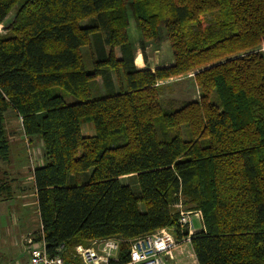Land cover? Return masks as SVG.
Masks as SVG:
<instances>
[{
  "label": "trees",
  "instance_id": "trees-1",
  "mask_svg": "<svg viewBox=\"0 0 264 264\" xmlns=\"http://www.w3.org/2000/svg\"><path fill=\"white\" fill-rule=\"evenodd\" d=\"M0 25V160L12 110L42 146L33 178L50 255L165 228L181 241V201L203 214L198 264H264V0H0ZM162 26L174 63L139 68ZM189 74L200 99L163 106L164 83Z\"/></svg>",
  "mask_w": 264,
  "mask_h": 264
},
{
  "label": "rangeland",
  "instance_id": "rangeland-1",
  "mask_svg": "<svg viewBox=\"0 0 264 264\" xmlns=\"http://www.w3.org/2000/svg\"><path fill=\"white\" fill-rule=\"evenodd\" d=\"M14 15L15 12L13 11L6 19L4 26H9L11 24V22L14 20ZM88 24L89 22L85 21L81 25L84 27ZM134 28L135 23L131 17L130 29L133 36L132 41L135 43L137 48L140 49L141 40L140 37L133 32V30H135ZM144 46V51L139 50L136 54V65L139 68H151L154 70L159 67L171 66L174 63L173 53L169 47L164 26L160 28L159 37L154 41L145 42ZM84 51L85 53L87 52L86 56H88V50L85 48ZM117 53L120 57L121 54L119 49H117ZM140 54L144 55L143 61L138 56ZM164 84L165 86L162 92L161 99L163 106H165L166 108H181L185 102L198 101L200 99V90L195 84L193 74L167 80ZM97 85L100 93H104L102 79H98ZM66 98L69 100V102H72V99L68 97ZM4 118L5 130L10 141L11 151L9 158L10 164H8L7 167L5 165L0 166V180L1 178H5L7 181L10 180V178L6 177L7 173H4V170H1L6 168L9 173H11V176H13V178L17 177V179L20 180L21 184H23L22 188L26 189L28 193H31L33 195L35 192V188L32 184L30 176L31 173H33V170L41 164L40 162L42 159V153L39 149L40 144L38 142H35L34 139L27 141L26 136L23 133L22 123L18 116L12 110L5 113ZM91 129L92 126L88 125V130L86 131L90 132ZM122 182L131 185L134 191L139 194V189L137 188L136 184H133L132 180H129V178H124L122 179ZM16 210L19 209H14L13 206H11V212H14ZM175 210L177 211V209ZM10 218L8 217L7 211L2 212V209H0V264H28V254L26 252H23V237L19 239V237L17 236L19 230L13 228L11 225L6 226L7 221L10 220ZM31 220L32 222H30L27 226L28 230L36 228L38 226V214H33L31 216ZM195 225L198 226V223L196 221ZM39 228L34 230L32 234L34 235V233L37 232ZM4 236L8 237L4 238ZM6 238L10 243L8 244L10 247H6ZM188 247L190 246L188 245ZM182 250L183 251H181L180 253L183 254V252H185L184 256H186L187 260L189 261L187 262V264H192L193 260H191L192 257H190L191 251L187 250L186 247H184V249ZM179 251L176 253L177 257ZM181 258L183 257H180L179 255V259Z\"/></svg>",
  "mask_w": 264,
  "mask_h": 264
},
{
  "label": "built area",
  "instance_id": "built-area-1",
  "mask_svg": "<svg viewBox=\"0 0 264 264\" xmlns=\"http://www.w3.org/2000/svg\"><path fill=\"white\" fill-rule=\"evenodd\" d=\"M2 29L0 25V31ZM261 50L264 51V45ZM175 209L179 212L181 231L188 233L181 241L172 229L165 228L131 240L96 239L87 245L76 246L72 252L63 244L55 255H50L41 226L40 239L33 234L26 238V251L31 264H182L176 253L181 251L183 244H190L196 231L202 230L196 227L195 221L202 223L204 228V219L201 211L186 210L181 201ZM123 243L128 244L125 259L121 254ZM190 251L191 260L197 263L193 250Z\"/></svg>",
  "mask_w": 264,
  "mask_h": 264
},
{
  "label": "crops",
  "instance_id": "crops-1",
  "mask_svg": "<svg viewBox=\"0 0 264 264\" xmlns=\"http://www.w3.org/2000/svg\"><path fill=\"white\" fill-rule=\"evenodd\" d=\"M142 57H144V56L142 55ZM86 130H88V125L84 126V134L86 136H93L94 135L93 127L90 130V132H87ZM23 133H24V131H23ZM35 142H37V141H35ZM39 146H40L39 149H40V151L42 153L41 144ZM9 162H10L9 160L5 161V162L0 160V166L5 165L7 167V165L10 164ZM40 163H41L40 165L43 164V160L42 159H41ZM1 170L2 171L4 170V173H7L6 177L10 178L9 181L12 184V196L8 200H4L3 198L0 197V209H2V212H6L7 211L8 217L9 218L11 217L10 220L7 221V225L6 226L11 225L13 228L19 230V232L17 233V236L19 237V239H21V237H23V242H24L23 252L27 253V251H26V238L30 234H32L34 230H36L39 227H41V220H40V214H39V208H38L37 191H36L35 184H34L33 173H31V176H30L31 180H32V184L34 185V188H35V192L32 195L31 193H28L26 189L22 188L23 184H21L20 180L17 179V177L13 178V176H11V173H9V171L6 168L5 169H1ZM23 181H24V179H23ZM28 183H30V182H28ZM1 184H2V182H1ZM11 206H13L14 209H19V210L11 212L10 211ZM35 213L38 214V222H39V224H38V226L36 228L28 230L27 226H28V224L30 222H32L31 216L33 214H35ZM9 222H10V224H9ZM196 227L199 228V229H203V224L198 222V226H196ZM8 236H4V238L8 237ZM6 240H7V238H6ZM8 244H10V243L7 240L6 241V247H10ZM188 245L190 247H188ZM184 247H186L187 250H193L192 246H191V243L190 244H188V243L187 244H183L182 247L180 248L181 251H183L182 249H184ZM181 251H179L177 260H178L179 263L187 264V262H189V261L187 260V257L184 256L185 252H183V254H181L180 253ZM179 255H180V257H183V258L179 259ZM28 259H29V262H30L29 255H28ZM29 262H28V264H30ZM192 264H198V262L194 263V261H193Z\"/></svg>",
  "mask_w": 264,
  "mask_h": 264
},
{
  "label": "bare ground",
  "instance_id": "bare-ground-1",
  "mask_svg": "<svg viewBox=\"0 0 264 264\" xmlns=\"http://www.w3.org/2000/svg\"><path fill=\"white\" fill-rule=\"evenodd\" d=\"M78 246V245H77Z\"/></svg>",
  "mask_w": 264,
  "mask_h": 264
}]
</instances>
